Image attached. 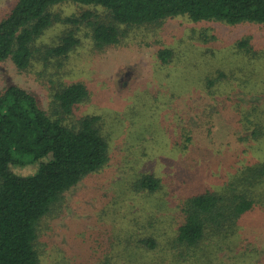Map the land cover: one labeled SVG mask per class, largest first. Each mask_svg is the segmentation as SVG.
I'll use <instances>...</instances> for the list:
<instances>
[{
	"label": "rangeland",
	"instance_id": "1",
	"mask_svg": "<svg viewBox=\"0 0 264 264\" xmlns=\"http://www.w3.org/2000/svg\"><path fill=\"white\" fill-rule=\"evenodd\" d=\"M17 0H0V20ZM101 8L66 2L51 11L79 15ZM70 25L54 23L37 39L55 45ZM67 57L0 62V95L11 85L33 94L53 116L51 95L84 83L88 97L67 122L87 115L109 144L101 169L67 190L37 224L40 264H264V186L228 235L206 234L195 247L177 241L182 202L220 187L247 164L264 161V24L193 21L178 15L145 26L120 25L118 44L98 49L90 28ZM248 39L253 54L238 47ZM173 56L163 63L160 49ZM216 84L209 88L208 78ZM251 120V124H247ZM38 164L10 166L19 175ZM161 179L157 194L136 191L143 174ZM153 241L154 246L151 245Z\"/></svg>",
	"mask_w": 264,
	"mask_h": 264
},
{
	"label": "trees",
	"instance_id": "2",
	"mask_svg": "<svg viewBox=\"0 0 264 264\" xmlns=\"http://www.w3.org/2000/svg\"><path fill=\"white\" fill-rule=\"evenodd\" d=\"M66 2L101 8L103 13L85 10L63 17L51 11ZM178 15L193 21L264 24V0H17L0 20V62L11 59L25 70L35 59L45 63L65 58L80 44L81 26L90 28L94 45L103 49L120 42L122 24L153 25ZM58 22L70 25L58 43L37 44L44 31ZM238 47L257 57L248 39L239 41ZM158 56L168 63L173 53L164 48ZM214 79H207L209 88L216 84ZM88 95L82 82L59 88L51 95L53 116L20 86L11 85L0 95V264H40L35 248L39 220L67 190L107 164L109 144L98 127L100 117L87 115L78 124L67 122ZM263 133V127L252 131L256 140ZM30 163L38 166L29 175L10 168ZM259 186H264V161L245 165L236 178L220 187L187 197L181 205L184 221L177 241L195 247L206 234L228 235L238 218L253 208L254 190ZM161 188V179L150 173L134 185L136 191L154 195Z\"/></svg>",
	"mask_w": 264,
	"mask_h": 264
}]
</instances>
